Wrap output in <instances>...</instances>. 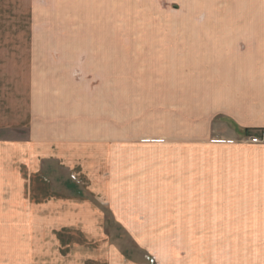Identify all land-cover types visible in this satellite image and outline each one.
Masks as SVG:
<instances>
[{"label":"crops","instance_id":"obj_1","mask_svg":"<svg viewBox=\"0 0 264 264\" xmlns=\"http://www.w3.org/2000/svg\"><path fill=\"white\" fill-rule=\"evenodd\" d=\"M44 10L71 26L48 39L86 40L47 48L55 65L57 56H78L54 69L161 71L170 83L175 71L179 93L202 96L204 105L182 123L184 139L160 145L168 158L149 172L176 176L178 196L169 178L162 184L180 200L178 228L210 232L209 250L195 249L196 255L185 248L179 264H264V143L249 141L264 130V0H0V70H43L37 56ZM29 22L38 30L28 31ZM106 40H116L114 51ZM91 55L110 57L93 68ZM13 132L24 137H0V264H42L43 240L28 233L43 231L45 223L27 206V176L34 164L35 176L43 163L57 161L53 148H66L59 140L27 141L26 129ZM124 148L132 151L127 159L145 153L116 142V158L123 159ZM146 155L153 158L152 148Z\"/></svg>","mask_w":264,"mask_h":264},{"label":"rangeland","instance_id":"obj_2","mask_svg":"<svg viewBox=\"0 0 264 264\" xmlns=\"http://www.w3.org/2000/svg\"><path fill=\"white\" fill-rule=\"evenodd\" d=\"M49 11L43 17V55L37 56L43 58V70H0V137L23 136L13 132L22 128L27 141L59 140L66 148H53L57 161L43 163L35 176L30 175L36 173L34 164L27 176L32 183L27 206L51 227L28 233V239L43 240L42 264H179L185 248L196 255L195 249L209 250V231L178 228L180 200L168 197L169 185L162 184L169 178L178 196L176 176H166V170L149 173L152 163L161 168L168 158L159 146L181 140L182 123L190 110L204 105L202 96L179 93L175 71V79L164 83L161 71L54 69L76 63L78 56H57L60 65H55L47 48L86 40L48 39L71 29L57 14L46 15ZM26 27L38 30L32 22ZM106 42L114 51L116 40ZM86 57L96 68L110 56ZM176 106L183 111L169 112ZM116 142L145 153L135 151L134 159H127L132 151L124 148L123 159L116 158ZM146 147L153 158L147 159ZM170 155L177 164L178 153Z\"/></svg>","mask_w":264,"mask_h":264},{"label":"built area","instance_id":"obj_3","mask_svg":"<svg viewBox=\"0 0 264 264\" xmlns=\"http://www.w3.org/2000/svg\"><path fill=\"white\" fill-rule=\"evenodd\" d=\"M249 141L252 143H264V130L260 136H250Z\"/></svg>","mask_w":264,"mask_h":264}]
</instances>
